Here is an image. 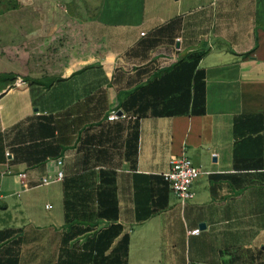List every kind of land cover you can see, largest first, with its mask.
I'll return each instance as SVG.
<instances>
[{"label":"crops","instance_id":"0c3cea01","mask_svg":"<svg viewBox=\"0 0 264 264\" xmlns=\"http://www.w3.org/2000/svg\"><path fill=\"white\" fill-rule=\"evenodd\" d=\"M73 1L0 0V231L18 264H264V0ZM236 118L262 146L234 158ZM181 155L200 170L183 205L162 176Z\"/></svg>","mask_w":264,"mask_h":264},{"label":"built area","instance_id":"2783aa9c","mask_svg":"<svg viewBox=\"0 0 264 264\" xmlns=\"http://www.w3.org/2000/svg\"><path fill=\"white\" fill-rule=\"evenodd\" d=\"M176 42H180L177 38ZM119 118H125L124 115L118 116L115 112H112L107 116L108 121H114ZM58 165L61 164V160L56 159ZM169 168L163 173V179L168 184L169 193L183 205L190 202L194 197L192 189L193 184L200 176V170L195 167L192 161L185 155L173 156L169 159ZM24 177V175H22ZM63 178L62 172H58L54 179L43 177L38 181V186H46L53 181H61ZM1 199V195H0ZM200 229L196 228L188 232L189 235H198Z\"/></svg>","mask_w":264,"mask_h":264},{"label":"trees","instance_id":"16d2710c","mask_svg":"<svg viewBox=\"0 0 264 264\" xmlns=\"http://www.w3.org/2000/svg\"><path fill=\"white\" fill-rule=\"evenodd\" d=\"M239 125H240L239 118H236V120L234 121V133L236 136L240 138V140L236 143V146L234 149V158L237 157V153L239 150H243L242 148L243 146H241V142L243 143L244 141L250 140L254 143V145L259 143V145L262 146V137L259 135V133L261 132L262 126H260V128L254 132L249 130V132L247 133L248 135H245V133L238 131ZM246 129L248 130V128ZM252 135H255V137H251ZM252 147L253 146H251L250 144L247 150L251 151ZM165 184H166V189L169 192L168 184L166 182ZM99 216L115 220L117 217V210H116L115 204H108L104 206V209H102L99 212ZM115 228L119 229L118 226H115ZM115 231L116 232L113 233V235L111 234L112 236H115L118 233L117 230ZM105 233L107 232L105 231ZM15 235H16V231H12V230L0 231V249L2 248L1 244H4L3 247L5 248H4L3 253L6 255L3 258V261L0 258V264H18V253L16 252V248L19 247L20 245V238L16 237ZM122 239H123V243L125 246V252H126L127 237L124 236Z\"/></svg>","mask_w":264,"mask_h":264},{"label":"rangeland","instance_id":"374dc122","mask_svg":"<svg viewBox=\"0 0 264 264\" xmlns=\"http://www.w3.org/2000/svg\"><path fill=\"white\" fill-rule=\"evenodd\" d=\"M94 3L95 2V0H84V3L86 4L85 5V10H88V11H91L92 10V5L93 4H87V3ZM58 10H60V11H63L64 10V6L62 5V3L59 5V7H58ZM81 10V6H80V4H76V2H75V0L73 1V3L71 4V5H69V11L70 12H72L73 14H79V11ZM67 28H68V26H66ZM69 34H70V31H69ZM67 37H68V33H67ZM66 41V39H63L61 42H60V47H61V49H63L64 47H66V45H67V41ZM73 41H74V39H73ZM72 41V42H73ZM57 56L59 57V59H58V61H60V58L61 57H63V53L61 54V53H58L57 54ZM48 209V208H47ZM33 244H30V245H27V247L25 248V250H26V252H32L33 251Z\"/></svg>","mask_w":264,"mask_h":264},{"label":"water","instance_id":"95a60500","mask_svg":"<svg viewBox=\"0 0 264 264\" xmlns=\"http://www.w3.org/2000/svg\"><path fill=\"white\" fill-rule=\"evenodd\" d=\"M119 114H120V113H119ZM200 228L204 229V225H203V224H201V225H200Z\"/></svg>","mask_w":264,"mask_h":264}]
</instances>
